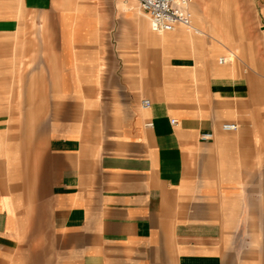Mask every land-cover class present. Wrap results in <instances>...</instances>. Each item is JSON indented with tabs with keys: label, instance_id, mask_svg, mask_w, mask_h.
Returning <instances> with one entry per match:
<instances>
[{
	"label": "crops",
	"instance_id": "0c3cea01",
	"mask_svg": "<svg viewBox=\"0 0 264 264\" xmlns=\"http://www.w3.org/2000/svg\"><path fill=\"white\" fill-rule=\"evenodd\" d=\"M253 4L250 31L192 0L196 36L134 0H0V264H264Z\"/></svg>",
	"mask_w": 264,
	"mask_h": 264
},
{
	"label": "built area",
	"instance_id": "2783aa9c",
	"mask_svg": "<svg viewBox=\"0 0 264 264\" xmlns=\"http://www.w3.org/2000/svg\"><path fill=\"white\" fill-rule=\"evenodd\" d=\"M140 13L149 23L150 30L156 34H165L183 28L193 35L198 36L200 31L194 27L193 13L191 11L192 0H134ZM218 65L227 63L226 58H219ZM143 107L149 106V101H142ZM176 121H171L174 125ZM148 127L151 126L149 123ZM224 131H235V124H224ZM212 135H202V140H210Z\"/></svg>",
	"mask_w": 264,
	"mask_h": 264
},
{
	"label": "rangeland",
	"instance_id": "374dc122",
	"mask_svg": "<svg viewBox=\"0 0 264 264\" xmlns=\"http://www.w3.org/2000/svg\"><path fill=\"white\" fill-rule=\"evenodd\" d=\"M216 1L217 2L220 1V3L225 2V4L231 10H237V13H238L237 22L243 23L244 25H246L247 29L250 31L253 29V27H256L257 24L259 25L263 24L260 20L259 13L254 8L253 0H216ZM182 30L185 32L187 31L185 29H182Z\"/></svg>",
	"mask_w": 264,
	"mask_h": 264
},
{
	"label": "bare ground",
	"instance_id": "6f19581e",
	"mask_svg": "<svg viewBox=\"0 0 264 264\" xmlns=\"http://www.w3.org/2000/svg\"><path fill=\"white\" fill-rule=\"evenodd\" d=\"M198 30H199V29H198ZM199 31H200V30H199ZM201 33H202V32L200 31V34H199V35H201ZM199 35H198V36H199Z\"/></svg>",
	"mask_w": 264,
	"mask_h": 264
}]
</instances>
